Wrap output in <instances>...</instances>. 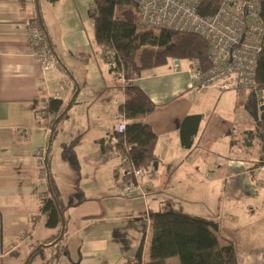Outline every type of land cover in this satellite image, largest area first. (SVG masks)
<instances>
[{
  "label": "crops",
  "instance_id": "1",
  "mask_svg": "<svg viewBox=\"0 0 264 264\" xmlns=\"http://www.w3.org/2000/svg\"><path fill=\"white\" fill-rule=\"evenodd\" d=\"M63 13L62 0H0V264H25L36 248L49 245L58 234L59 228L46 225L47 214L42 209L41 197L50 193L49 176L64 207L65 229L60 247L68 249L56 264H124L140 247L146 258L150 213L169 207L215 219L221 236L235 245L238 264H264V167L257 166L260 158L247 170L244 166H229L236 129L214 110L207 115L213 100L218 104L223 94L236 90L209 87L196 92L190 86L188 63L181 65L177 59L135 72L132 80L157 105L144 121L157 135L158 161L153 179L145 186V195L125 198L120 193L122 174L119 179L115 177L121 173L118 159L107 156L110 151L102 150L100 140L121 120L118 106L126 94L103 64L98 53L101 48L93 49V40L85 31L77 27L64 34L61 41L57 39L52 23L63 30ZM35 23H41L46 44L49 40L54 49L50 53L53 58L70 66L67 55L79 52L87 71L102 76L105 88L100 91L99 107L116 106L114 113L102 110L95 117L97 123L91 124L90 118L89 126L75 135L80 139L74 158L68 159L78 187L74 194H63L57 175L51 171V150L45 174L35 156L39 149L46 155L52 144L53 115L45 109L47 102L57 97L66 108L79 88L56 64L44 69L36 58L31 47ZM77 95L64 119H70L69 112L78 103ZM256 97L260 114L258 93L248 95L246 107L251 117ZM83 102L87 103L82 99L79 105ZM189 114H202L203 119L194 145L188 150L181 145L180 125ZM253 121L254 127L244 130L241 137L246 139V132L256 129ZM88 144L94 147L92 169L79 158L80 148ZM54 253L50 245L44 246L43 254H38L40 264H55ZM172 261L180 264L178 257L167 259V264Z\"/></svg>",
  "mask_w": 264,
  "mask_h": 264
},
{
  "label": "trees",
  "instance_id": "2",
  "mask_svg": "<svg viewBox=\"0 0 264 264\" xmlns=\"http://www.w3.org/2000/svg\"><path fill=\"white\" fill-rule=\"evenodd\" d=\"M48 1L54 3L58 0ZM129 6L135 7L138 12V6L133 0H91L88 7V13L93 19L96 43L101 46L103 53L105 50L114 52L118 67L126 79V82L121 84L126 99L118 106V112L125 121V129L123 132L114 129L100 140V145L104 152L115 150L125 153L135 166L152 167L156 170L154 164L158 161L155 152L157 135L144 119L157 108V105L144 89L132 80L133 74L161 66L171 59L186 60L188 65L189 61L195 60L202 69H206L210 65L209 47L207 41L195 32L146 28L129 17L126 19L116 17L118 8ZM218 7L219 0H204L201 11L203 14H213ZM261 14L264 20V0ZM49 42L48 40L46 47L53 54L54 49ZM110 70L113 71L112 68ZM256 82V88L250 90V94L254 96L258 91L264 90V44L258 61ZM45 109L53 115L54 124L55 119L65 109V105L60 98L53 97L49 99ZM67 116L68 112L56 123L53 139L60 122ZM252 116L256 121V129L247 131V138L250 140L255 134L261 137L262 155L257 166L264 167V119H261L256 106L252 110ZM202 119V114H189L182 120L180 141L185 149L193 147ZM112 136L117 138V142L111 143ZM79 139L77 136L69 142L62 143L64 159L74 158L75 146ZM48 158L49 154L46 159L47 170ZM123 179L126 180L127 177L124 176ZM49 185L63 212L64 207L58 189L50 176ZM42 202L43 212L47 214L46 225L50 228H59L52 243L60 235L61 217L51 192ZM149 217L151 237L148 255L144 258L140 247L136 253L139 264H167V259L171 257H178L180 264H238L235 245L221 236L220 224L215 219L172 207L151 212ZM62 241L63 236L50 245L55 250L53 255L55 264L61 254H68L66 246L63 249L60 247ZM43 251L44 246H40L32 252L27 264L39 253L43 254Z\"/></svg>",
  "mask_w": 264,
  "mask_h": 264
},
{
  "label": "built area",
  "instance_id": "3",
  "mask_svg": "<svg viewBox=\"0 0 264 264\" xmlns=\"http://www.w3.org/2000/svg\"><path fill=\"white\" fill-rule=\"evenodd\" d=\"M138 6V23L146 28H168L200 34L208 43L210 65L202 69L200 64L189 61L191 88L200 93L215 87L221 91L251 90L256 88V74L264 44V20L262 0H219V7L213 14H203L204 0H133ZM31 47L44 69L54 67L52 55L46 47L44 32L38 23L32 27ZM108 62L117 80L126 82L119 69L114 52L105 50ZM115 130L123 132L125 121L121 116ZM111 143L117 142L112 136ZM37 164L45 174L44 150H36ZM108 157L118 159L122 177L120 193L125 198L144 196L155 175L152 167L135 166L122 152L111 150ZM143 178H145L143 180ZM256 190V189H254ZM48 194H43L45 200ZM124 264H139L138 258H127Z\"/></svg>",
  "mask_w": 264,
  "mask_h": 264
},
{
  "label": "rangeland",
  "instance_id": "4",
  "mask_svg": "<svg viewBox=\"0 0 264 264\" xmlns=\"http://www.w3.org/2000/svg\"><path fill=\"white\" fill-rule=\"evenodd\" d=\"M62 2L64 8L62 19L65 22L64 25H62L63 30H58V27L52 23L57 39L61 41L60 39L64 34H67L69 31H73L75 28L79 27L93 40V49L100 50L101 46H99L95 40L93 19L88 13V7L91 3V0H62ZM137 15L138 12L133 6L126 8L120 7L116 11V17L119 19H126L129 17L131 20L136 21ZM52 19L53 13H50V20ZM98 53L103 58L101 59L103 60V64L110 68L108 62L103 56V49L101 48V52ZM67 59L69 60L70 66H67L61 60L58 62L57 58L55 59L52 56V61L56 64V67L59 69L61 68L65 73H67L66 75H68L76 84L79 85V88H81L77 95L76 102L78 103H75L69 112L70 119H63L60 122L58 130L51 144V171L57 175L64 195L67 193L74 194L78 187L74 185L75 173L71 166L72 162L68 159L61 158V143L74 138L79 129L83 131V129L87 128L89 126L90 118L91 124L94 122L97 123L98 120L95 117L100 112H102V110L107 114L111 111L114 113L116 110V106L111 105L108 108H106V106H103L104 108L99 107V104H101L99 100L100 91L105 88V81L96 71H87L88 68H86V65L81 61L83 60V56L79 52H76L75 54L72 53L67 55ZM180 63L181 65H186L188 62L182 59L180 60ZM112 74L114 78H116L114 73ZM249 93L250 91L243 90L227 92L222 95V98L219 100L218 104L213 100L209 111L207 112V115L209 116L212 114V110H214V113L224 117V121L229 122L230 126L236 129L235 133L237 132V135L234 136L236 140L231 150V163L229 166L232 168L244 166L245 170L249 169L262 154V140L259 135L255 134L250 140L247 138V133L245 134L246 139L245 136L241 137L244 130L254 127V119L251 117V113L246 107L247 102L249 101ZM82 99L86 100L87 103L83 102L79 105V102ZM256 102L257 97L255 102H253V105L255 104L257 106L258 102ZM237 139L240 141L238 142ZM250 141L251 143H249ZM79 158L83 163H88L89 167L92 169V161H94V147H92L91 144L82 145L80 148ZM98 161L101 163L103 162L100 159V156L98 157ZM200 163L201 157L198 159L197 165ZM244 168L241 171H243ZM90 173H92V171H90ZM120 174L121 173H118L115 175V177L119 179ZM261 177L264 179V173H262ZM87 179L88 177H86V180ZM236 180L239 182V179H234L233 182H236ZM150 233L151 229L150 226H148L147 242L149 240ZM41 261L42 258L40 255H36V257H34V259L29 264H40ZM171 264H173V261Z\"/></svg>",
  "mask_w": 264,
  "mask_h": 264
},
{
  "label": "water",
  "instance_id": "5",
  "mask_svg": "<svg viewBox=\"0 0 264 264\" xmlns=\"http://www.w3.org/2000/svg\"><path fill=\"white\" fill-rule=\"evenodd\" d=\"M57 59H58V58H57ZM58 61H59V59H58ZM59 62H60V61H59ZM78 89H79V88H77V90H76V92L74 93V95H73L71 101L67 104V106H66V108L63 110V112H62V113H61V114L55 119L54 124L52 125V128H51L50 143L52 142V137H53V134H54V130H55V125H56V123H57V122L61 119V117H63V115H65V113L70 109V107H71V105H72V103H73V101H74V99H75V97H76V95H77V93H78ZM258 96H259L258 98H259V100H260L259 102H261V104L259 105L260 117H261V119H264V99H263V97H264V90H260V91H258ZM49 148H50V144H49V147H48L47 152H46V155H45V160L47 159ZM154 167H155V169L157 168V162L154 164ZM50 192H51V195L53 196V198H54V200H55V202H56L57 208H58V210H59L60 217H61V226H62L59 237H58L56 240H54V242H52V243L49 244V245H53V244L56 243V242H57V241L63 236V234H64V229H65V219H64V214H63V212H62V210H61V208H60V205H59V203H58V201H57L55 195L53 194V191H52L51 188H50ZM49 245H43V246H49ZM37 249H38V248H36L34 251H36ZM30 256H31V255H30ZM30 256H29V257H30ZM28 260H29V258L27 259V261L25 262V264L28 263Z\"/></svg>",
  "mask_w": 264,
  "mask_h": 264
}]
</instances>
